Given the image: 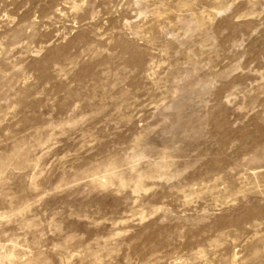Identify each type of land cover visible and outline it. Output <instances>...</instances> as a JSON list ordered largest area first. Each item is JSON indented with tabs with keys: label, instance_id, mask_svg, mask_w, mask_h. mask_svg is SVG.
<instances>
[{
	"label": "rangeland",
	"instance_id": "rangeland-1",
	"mask_svg": "<svg viewBox=\"0 0 264 264\" xmlns=\"http://www.w3.org/2000/svg\"><path fill=\"white\" fill-rule=\"evenodd\" d=\"M0 264H264V0H0Z\"/></svg>",
	"mask_w": 264,
	"mask_h": 264
}]
</instances>
